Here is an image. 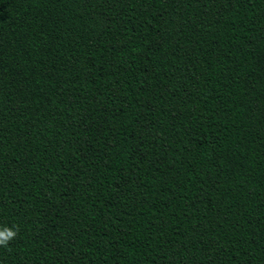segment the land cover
<instances>
[{
  "label": "trees",
  "instance_id": "trees-1",
  "mask_svg": "<svg viewBox=\"0 0 264 264\" xmlns=\"http://www.w3.org/2000/svg\"><path fill=\"white\" fill-rule=\"evenodd\" d=\"M0 264H264V0H0Z\"/></svg>",
  "mask_w": 264,
  "mask_h": 264
},
{
  "label": "clouds",
  "instance_id": "clouds-1",
  "mask_svg": "<svg viewBox=\"0 0 264 264\" xmlns=\"http://www.w3.org/2000/svg\"><path fill=\"white\" fill-rule=\"evenodd\" d=\"M19 231L18 225L0 226V247L7 248L9 243L16 239Z\"/></svg>",
  "mask_w": 264,
  "mask_h": 264
}]
</instances>
